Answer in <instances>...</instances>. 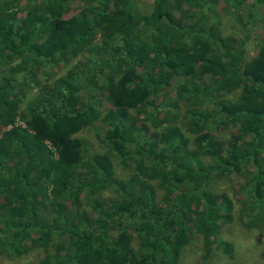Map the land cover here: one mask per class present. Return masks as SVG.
Returning <instances> with one entry per match:
<instances>
[{
  "label": "trees",
  "instance_id": "16d2710c",
  "mask_svg": "<svg viewBox=\"0 0 264 264\" xmlns=\"http://www.w3.org/2000/svg\"><path fill=\"white\" fill-rule=\"evenodd\" d=\"M19 1L0 0V121L11 126L0 136V254L180 264L198 233L204 262L232 219L234 199L215 191L232 175L239 219L262 227L264 37L245 62V32L223 33L220 16L244 28V8L264 0H150L148 12L134 0H79L68 17L74 0H26L21 19ZM97 118L104 151L90 154L75 134ZM114 160L131 174L119 177ZM106 189L120 198H91Z\"/></svg>",
  "mask_w": 264,
  "mask_h": 264
},
{
  "label": "rangeland",
  "instance_id": "374dc122",
  "mask_svg": "<svg viewBox=\"0 0 264 264\" xmlns=\"http://www.w3.org/2000/svg\"><path fill=\"white\" fill-rule=\"evenodd\" d=\"M135 2L132 5V8H137L142 11H150L152 9L150 0H134ZM254 1V0H252ZM251 0L248 1V4ZM15 5V4H14ZM26 5V0H21L18 2V6L15 5L13 9L18 13V18L21 19L24 14V6ZM81 5L79 0H74L69 4V12L66 13V17L74 15L78 11V6ZM216 9L219 5L214 6ZM264 6L263 5H254L249 11L247 6L244 8L242 13V20H248L246 26H243L236 23V21L228 15H221V31L223 33H232L237 34L238 32L244 31V44L243 48V60L245 62H250L258 53V46L261 42V39L264 37ZM247 15L249 17L247 18ZM82 55H78L71 60V63H74L76 60L80 59ZM45 67V66H44ZM69 66L60 64L58 69V74L61 75ZM54 75V74H53ZM47 74H41V82L47 81ZM37 92V87L31 89L27 93V100L32 95H35ZM168 99H173L174 93L172 89H169L167 92ZM238 94V91L232 93V97ZM226 97L229 95H225ZM102 104L98 107L101 113H105L109 107V103L106 99L101 101ZM23 107V106H22ZM97 118L94 121L88 122L83 120L81 129L75 134L76 137L80 138L84 144L85 149L88 153H101L104 151V146L100 141V131L102 129V124ZM16 125L25 126V122L18 116L16 118ZM10 125L5 124V120L0 121V136L8 133ZM219 135H224V132H219ZM47 148L50 150L53 158L57 159L58 154L56 148L50 143L46 142ZM114 172L121 178L128 177L132 169L129 167H124L114 160L113 163ZM242 183L241 179H238L236 175L231 176V180H222L215 185V191L225 192L229 194L234 199V209L232 213V219L230 222H227L221 226L218 239L219 243L213 244L214 251L211 254L210 258L205 259L204 262L202 259L203 256V239L202 236L198 233L192 234V239L190 242L183 248L181 255L179 257L180 264H264V223L262 227L258 226H248L245 225V222L239 219L241 213L240 204L235 201L237 198L235 195L234 188ZM244 194V193H243ZM88 193L85 192L82 198V209L91 213L93 211L92 207L86 203ZM92 197L102 200L104 203H110L116 199L120 198V194L113 189H106L98 191L93 194ZM255 213V211H254ZM243 219L247 220V217ZM133 244L136 249H138V241L136 238L133 239ZM218 244V245H217ZM50 251L53 250L51 246ZM42 250L40 248L31 249L28 252L20 255H15L13 253L0 254V264H26L28 262L37 261L42 255Z\"/></svg>",
  "mask_w": 264,
  "mask_h": 264
}]
</instances>
